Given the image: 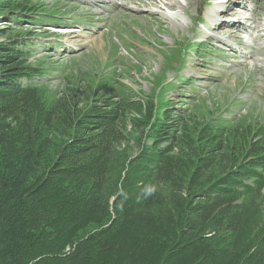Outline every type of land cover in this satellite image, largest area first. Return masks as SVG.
<instances>
[{"label":"trees","instance_id":"obj_1","mask_svg":"<svg viewBox=\"0 0 264 264\" xmlns=\"http://www.w3.org/2000/svg\"><path fill=\"white\" fill-rule=\"evenodd\" d=\"M5 6L32 21L28 3ZM28 45L25 35L0 45V264H264L258 120L227 129L188 111L162 122L154 97L89 79L47 109L38 87L20 82L39 72ZM55 121L72 136L45 161L41 129ZM147 141L132 159V143ZM125 169L117 193L111 175Z\"/></svg>","mask_w":264,"mask_h":264},{"label":"rangeland","instance_id":"obj_2","mask_svg":"<svg viewBox=\"0 0 264 264\" xmlns=\"http://www.w3.org/2000/svg\"><path fill=\"white\" fill-rule=\"evenodd\" d=\"M183 1L191 10L189 5L181 7L178 0H158V6L117 0H0V45L20 35L29 40L28 63L39 72L37 78L22 83L38 87L47 109L62 107L71 94L69 89L88 86L84 79H89L92 85L93 81L108 84L114 93V87L121 84L134 91L135 99L155 97L162 122H173L176 114L190 111L206 120L219 114L225 120L219 125L227 129L247 125L248 119L242 120L245 117L253 120L251 124L258 120L257 129L264 127V54L252 56L251 50L245 49L248 54L243 58L240 51L244 46L233 40H227L231 47L204 39L208 27L218 19L214 4L218 1ZM240 1L248 5L245 16L253 20L244 21L248 28L259 19L264 24V0ZM19 3L30 5L33 12L25 17L31 22L20 20L19 12L10 13L5 6L16 9ZM168 4L173 8L165 6ZM199 12L204 23L196 19ZM225 25L230 34L235 33L232 24ZM227 30H220L221 37L227 39ZM253 37H248L252 43ZM178 42L185 43L179 48ZM257 45L263 46L262 42ZM167 108L173 113L165 119ZM41 130L51 143L45 161L55 159L58 146L72 136V131L57 121L51 129L43 126ZM17 142L16 152L21 155L22 145ZM153 143L145 142L140 150L132 143V159L151 149ZM117 150L121 154L124 147ZM126 176V169L111 175L117 193L124 190ZM86 191L76 190L80 194ZM262 213L264 219V202Z\"/></svg>","mask_w":264,"mask_h":264},{"label":"bare ground","instance_id":"obj_3","mask_svg":"<svg viewBox=\"0 0 264 264\" xmlns=\"http://www.w3.org/2000/svg\"><path fill=\"white\" fill-rule=\"evenodd\" d=\"M117 1H124L126 3L127 2H131V3H134V4H138V5L147 4L148 6H158V4H159L158 0H127V1L126 0H117ZM217 1L218 2H215L214 4H215V8L217 9L215 16H217L218 19L215 20V23L213 22V24L208 27V29H209L208 32L219 31V30L223 29L222 27L225 26L226 22L225 21H221V20H222V18L224 19L225 16H228L232 12H234V10L232 9V7H233L232 4H234V2L237 1V0H231L229 2L230 5L225 4L224 2H221L219 0H217ZM125 6L128 7L127 4H125ZM165 6H167L170 9V8H173L174 5L168 4V5H165ZM242 8H243V10H240L239 14H238V16H239L238 19L239 20H236L237 18H235L233 21L230 22V24H232L231 28L234 27L236 29L235 33H232L235 36L232 35V34L229 35L228 38L230 40L235 39V37L239 36L242 33L243 30H246L245 29L246 27L243 26L245 24L244 21H246V22L250 21V20L253 21L251 17L245 16V14L247 13L246 11H244V10H246V6H242ZM220 18H221V20H220ZM254 23H255L254 27L251 26L252 28H248L247 32L250 34V36H254L253 38L255 39V41L253 42V44L256 43L255 45H257V42H261L262 41V45L263 46H262V48L261 47L256 48L255 46H251L250 44H249L250 46H248V45L245 46V45H243L242 42H238L237 44H239L241 46H244L241 49V51H240L243 58L245 57V55L248 54V53L247 54L245 53V49H250L251 50L250 54L252 56H257V54L258 55L259 54H264V24L261 25L260 19H259V23H257L256 21ZM213 40H217V41L221 42V44H224L226 46L233 47V44H228L225 41V39L223 37H221L220 35L214 36ZM262 61L264 62V56H263Z\"/></svg>","mask_w":264,"mask_h":264},{"label":"clouds","instance_id":"obj_4","mask_svg":"<svg viewBox=\"0 0 264 264\" xmlns=\"http://www.w3.org/2000/svg\"><path fill=\"white\" fill-rule=\"evenodd\" d=\"M156 192V187L154 185H146L142 190V195L144 198H150Z\"/></svg>","mask_w":264,"mask_h":264}]
</instances>
